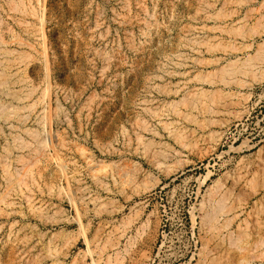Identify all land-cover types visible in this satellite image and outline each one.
Here are the masks:
<instances>
[{
  "label": "rangeland",
  "instance_id": "rangeland-1",
  "mask_svg": "<svg viewBox=\"0 0 264 264\" xmlns=\"http://www.w3.org/2000/svg\"><path fill=\"white\" fill-rule=\"evenodd\" d=\"M0 264H264V0H0Z\"/></svg>",
  "mask_w": 264,
  "mask_h": 264
},
{
  "label": "bare ground",
  "instance_id": "bare-ground-1",
  "mask_svg": "<svg viewBox=\"0 0 264 264\" xmlns=\"http://www.w3.org/2000/svg\"><path fill=\"white\" fill-rule=\"evenodd\" d=\"M255 78V77H254Z\"/></svg>",
  "mask_w": 264,
  "mask_h": 264
}]
</instances>
